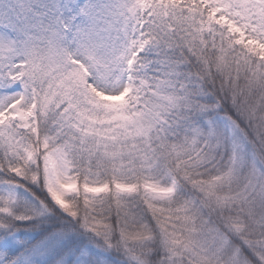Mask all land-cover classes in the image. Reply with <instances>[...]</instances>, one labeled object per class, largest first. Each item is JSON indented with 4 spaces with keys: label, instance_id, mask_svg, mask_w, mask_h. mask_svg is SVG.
I'll return each mask as SVG.
<instances>
[{
    "label": "snow or ice",
    "instance_id": "snow-or-ice-1",
    "mask_svg": "<svg viewBox=\"0 0 264 264\" xmlns=\"http://www.w3.org/2000/svg\"><path fill=\"white\" fill-rule=\"evenodd\" d=\"M0 264H264V0H0Z\"/></svg>",
    "mask_w": 264,
    "mask_h": 264
}]
</instances>
